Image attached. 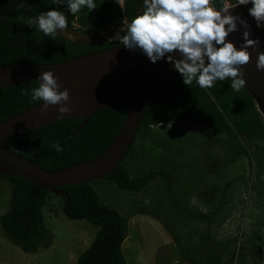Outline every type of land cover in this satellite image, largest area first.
Returning <instances> with one entry per match:
<instances>
[{"label": "trees", "instance_id": "obj_1", "mask_svg": "<svg viewBox=\"0 0 264 264\" xmlns=\"http://www.w3.org/2000/svg\"><path fill=\"white\" fill-rule=\"evenodd\" d=\"M21 2L25 6L18 8L17 4ZM101 4L104 9L100 12ZM56 7L53 0H0V67L12 63H60L117 46L118 42L109 41L113 34L111 28L124 16L131 20L144 11L143 0H124L123 10L115 0H96L97 9L91 12L83 8L78 16L68 13L66 6L61 5L60 10H65L68 19L66 29H77L78 26L80 29L88 26L96 29L93 35L81 40L69 39L60 32L52 40L24 24L27 19ZM230 83L226 79L216 82L210 89H201L195 83L189 87L182 82L180 74L173 71L148 105L138 136L143 131L151 132L160 123L186 121L208 127L216 135L230 136V147L237 157L248 154L251 140H256L264 148V119L256 101L245 88L239 92L231 90ZM37 86V82H28L1 89L0 120H7L40 103H33L30 97L21 94L22 89ZM126 114L127 105L118 104L93 114L83 128L84 118L63 119L14 134L7 138L6 145L45 170L56 171L100 156L113 141ZM55 142L63 146L62 152L51 147ZM135 143L124 161L104 179L115 182L122 189L142 192L153 180L161 178L172 194L174 181L164 169L132 175L127 159L134 152ZM0 177L8 180L11 187L10 207L0 215L4 235L25 253H36L40 248L51 246L54 235L45 225L43 208L52 193L17 176L0 174ZM93 182L60 188L70 197L64 213L70 218H84L97 227L94 241L79 255L77 264H129L122 245L128 237V219L135 213L124 218L116 209L102 204ZM62 198L65 202L66 198ZM194 216L211 218V215L202 213ZM156 218L172 233L165 221ZM176 244L184 260L192 264V258L180 243L176 241Z\"/></svg>", "mask_w": 264, "mask_h": 264}, {"label": "rangeland", "instance_id": "obj_2", "mask_svg": "<svg viewBox=\"0 0 264 264\" xmlns=\"http://www.w3.org/2000/svg\"><path fill=\"white\" fill-rule=\"evenodd\" d=\"M103 9L101 4L98 11ZM78 27L58 32L81 40L96 31L93 26ZM145 133L139 134L127 166L133 176L164 169L174 181L172 194L161 178L142 192L105 179L93 182L102 204L124 218L138 213L129 220L123 243L128 263L186 264L178 241L192 264H264V148L251 140L248 154L237 157L230 136L186 121L163 123ZM10 189L8 180L0 177V215L10 207ZM50 195L43 211L54 235L52 245L25 253L0 225V264H76L92 244L97 227L84 218L68 217L63 198ZM197 213L211 218H196Z\"/></svg>", "mask_w": 264, "mask_h": 264}, {"label": "water", "instance_id": "obj_3", "mask_svg": "<svg viewBox=\"0 0 264 264\" xmlns=\"http://www.w3.org/2000/svg\"><path fill=\"white\" fill-rule=\"evenodd\" d=\"M248 7L251 5L239 6L235 12L248 19L252 25V38H259L261 44L258 49H249L252 59L244 66L245 89L256 101L264 119V71L256 67L258 52L264 51V29L256 27L255 21L248 16ZM242 31L241 28L229 37L238 46L242 43ZM47 70H53L59 78L61 91L65 88L70 90L69 103L73 111L58 118V106H51L44 112L41 111L40 102L16 116L0 120V174L20 177L54 195L65 197L63 211L66 212L70 197L60 188L104 179L124 161L136 141L148 105L174 70L165 60L153 64L146 56L119 44L60 63H12L1 66L0 90L37 82L39 73ZM118 104L127 105L125 121L109 147L93 160L49 172L6 145L7 138L14 134L63 119L84 118L83 128L93 114Z\"/></svg>", "mask_w": 264, "mask_h": 264}, {"label": "clouds", "instance_id": "obj_4", "mask_svg": "<svg viewBox=\"0 0 264 264\" xmlns=\"http://www.w3.org/2000/svg\"><path fill=\"white\" fill-rule=\"evenodd\" d=\"M123 10L124 0H115ZM56 8L29 18L24 24L42 32L52 40L58 30L68 26L65 10L78 16L83 8L97 9L96 0H53ZM65 5V10L60 6ZM248 16L257 28L264 29V0H143L144 11L131 20L125 17L121 28L109 41H119L126 49L146 56L153 64L165 60L180 74L182 82L191 87L210 89L218 81L230 80V88L239 92L246 86L244 66L249 64L252 53L261 41L252 38V25L239 6H248ZM23 2L18 8H23ZM75 26V24L73 25ZM242 31V43L238 46L230 35ZM256 67L264 71V51H259ZM37 87L22 89L23 96L35 103L41 101V111L58 106V118L73 111L69 101L70 90L61 91L59 78L53 70L39 73ZM57 152L64 150L59 142L51 144Z\"/></svg>", "mask_w": 264, "mask_h": 264}, {"label": "built area", "instance_id": "obj_5", "mask_svg": "<svg viewBox=\"0 0 264 264\" xmlns=\"http://www.w3.org/2000/svg\"><path fill=\"white\" fill-rule=\"evenodd\" d=\"M125 18V16L122 18V20ZM121 26H122V21L121 22H117L116 24H115V26L113 27V28H111L112 30H113V34L110 36V37H113V36H115V34H116V32L121 28ZM101 34H105V32H101ZM115 42H118L119 43V41H115ZM163 123H160L158 126H160V125H162Z\"/></svg>", "mask_w": 264, "mask_h": 264}, {"label": "crops", "instance_id": "obj_6", "mask_svg": "<svg viewBox=\"0 0 264 264\" xmlns=\"http://www.w3.org/2000/svg\"><path fill=\"white\" fill-rule=\"evenodd\" d=\"M10 194H11V189H10ZM51 198V197H50ZM50 198L48 199V201L50 200ZM44 209V208H43ZM43 213H44V211H43ZM136 215H138V213H135L133 216H131L129 219H128V222H129V220L132 218V217H134V216H136ZM146 215H149V214H146ZM149 216H152V215H149ZM44 222H45V215H44ZM128 222H127V226H128ZM46 225V224H45ZM122 250H123V245H122ZM125 255V254H124ZM79 257V256H78ZM126 257V256H125ZM78 260V259H77ZM185 263L186 264H189V263H187L186 261H185ZM77 264V263H76Z\"/></svg>", "mask_w": 264, "mask_h": 264}, {"label": "flooded vegetation", "instance_id": "obj_7", "mask_svg": "<svg viewBox=\"0 0 264 264\" xmlns=\"http://www.w3.org/2000/svg\"><path fill=\"white\" fill-rule=\"evenodd\" d=\"M188 263V262H187ZM190 264V263H189Z\"/></svg>", "mask_w": 264, "mask_h": 264}]
</instances>
